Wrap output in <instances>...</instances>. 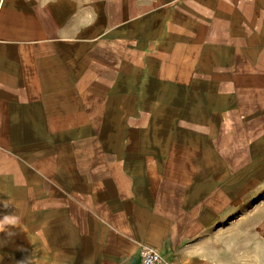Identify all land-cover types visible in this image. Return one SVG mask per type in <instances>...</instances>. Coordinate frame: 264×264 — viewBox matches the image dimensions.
I'll list each match as a JSON object with an SVG mask.
<instances>
[{
	"label": "crops",
	"instance_id": "obj_1",
	"mask_svg": "<svg viewBox=\"0 0 264 264\" xmlns=\"http://www.w3.org/2000/svg\"><path fill=\"white\" fill-rule=\"evenodd\" d=\"M264 264V0H0V264Z\"/></svg>",
	"mask_w": 264,
	"mask_h": 264
},
{
	"label": "built area",
	"instance_id": "obj_2",
	"mask_svg": "<svg viewBox=\"0 0 264 264\" xmlns=\"http://www.w3.org/2000/svg\"><path fill=\"white\" fill-rule=\"evenodd\" d=\"M160 253L150 246H143L140 250V264H160Z\"/></svg>",
	"mask_w": 264,
	"mask_h": 264
}]
</instances>
